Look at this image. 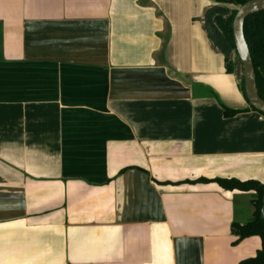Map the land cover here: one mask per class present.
I'll list each match as a JSON object with an SVG mask.
<instances>
[{
	"label": "crops",
	"instance_id": "crops-1",
	"mask_svg": "<svg viewBox=\"0 0 264 264\" xmlns=\"http://www.w3.org/2000/svg\"><path fill=\"white\" fill-rule=\"evenodd\" d=\"M222 1L0 0V264L257 255L233 233L255 191L214 181L264 183V114L205 18Z\"/></svg>",
	"mask_w": 264,
	"mask_h": 264
},
{
	"label": "trees",
	"instance_id": "trees-1",
	"mask_svg": "<svg viewBox=\"0 0 264 264\" xmlns=\"http://www.w3.org/2000/svg\"><path fill=\"white\" fill-rule=\"evenodd\" d=\"M247 1L249 0H223L222 2L232 4L234 7L229 8L225 5L215 6L209 9L205 16L207 22L215 27L218 35L223 38H221L222 42L220 41L218 43L220 50H223L226 54H231L230 59L227 56L229 71L231 70L232 63L235 60L239 61L232 34L233 18L238 7ZM244 35L253 59L258 91L260 96L264 99V10L249 15L245 19ZM239 85L241 91L245 95L242 76L239 77ZM252 109L255 110L253 107ZM238 112L239 110L225 107L226 116H232ZM203 180L209 181L208 179ZM214 181H217L227 189L255 191V198L253 199V217L244 224H234L233 233L238 236L236 242L249 236H260L262 248L257 252L255 257L249 258L240 264H264V183L255 179L241 181L235 178L215 179Z\"/></svg>",
	"mask_w": 264,
	"mask_h": 264
},
{
	"label": "water",
	"instance_id": "water-1",
	"mask_svg": "<svg viewBox=\"0 0 264 264\" xmlns=\"http://www.w3.org/2000/svg\"><path fill=\"white\" fill-rule=\"evenodd\" d=\"M263 10L264 0H249L239 6L232 22V34L240 64L239 72H242L241 76L243 77L246 99L251 107L264 114V99L260 96L258 91L253 59L244 35L245 19L249 15Z\"/></svg>",
	"mask_w": 264,
	"mask_h": 264
},
{
	"label": "rangeland",
	"instance_id": "rangeland-1",
	"mask_svg": "<svg viewBox=\"0 0 264 264\" xmlns=\"http://www.w3.org/2000/svg\"><path fill=\"white\" fill-rule=\"evenodd\" d=\"M230 7H234V5H231ZM242 72H240V76H241Z\"/></svg>",
	"mask_w": 264,
	"mask_h": 264
}]
</instances>
